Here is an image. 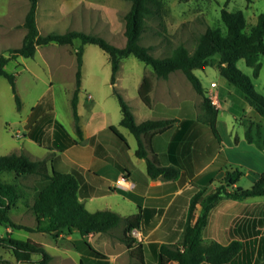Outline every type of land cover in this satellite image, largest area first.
<instances>
[{
	"label": "crops",
	"instance_id": "1",
	"mask_svg": "<svg viewBox=\"0 0 264 264\" xmlns=\"http://www.w3.org/2000/svg\"><path fill=\"white\" fill-rule=\"evenodd\" d=\"M41 1L39 0L36 15L38 28V10ZM47 1L49 5H53L60 0ZM59 5H63V3ZM80 5L76 4L69 9L64 6L56 13L53 10H47L45 13L46 23L49 25L50 23L67 21L73 19L74 16L79 20L100 22L104 19L106 21L105 13L99 14L94 11L89 13L87 9H80ZM107 22H112L111 16L107 18ZM39 31L43 34L40 28ZM123 45L122 43L118 44L120 47ZM48 46H39L34 56H41L46 64H48V59L45 50H48L46 48ZM65 54L70 55L71 52L67 50ZM72 64L73 68L76 67L77 73L76 58ZM60 67L61 65L58 66V68ZM25 70L31 72L30 68H25ZM35 76L38 78V75ZM55 76V73L51 74V81H54ZM159 80H162L164 85L169 87L163 88V91L167 92L170 100L167 102L161 100L157 106H154L152 99V107L147 106L151 110L150 114L141 115L140 120L135 113L134 116L137 123H142L148 119L175 120L170 130L151 137L149 155L151 158H156L162 166L177 167L180 170V175L176 178L159 177L152 179L148 175L147 161L136 155L138 149L136 137L129 129L121 125V120L117 126L114 120H109L107 113L97 112L95 107H100V103L95 100L92 94L87 96L86 101H82L80 98L81 90L79 93L78 114L80 117L79 125L83 132L82 138L77 135L74 118L72 123L69 122L66 125L59 120L58 113L54 109L37 117L35 110L38 105L35 104L30 112L27 111L23 114L24 116L21 115L23 117L19 123L25 130V139L36 143L43 150V154L39 157L35 156L27 144L16 147L14 153L26 154L32 160H46L49 166L54 164L60 170L79 175L81 178L79 199L89 212L110 210L120 214L123 218L139 213H142L143 216L140 228H138L142 238L137 240L138 242L132 247H127L122 240L125 221H122L118 227L109 233H95L86 237H83L76 229L66 230L55 238L57 239L56 246L59 254L52 256L51 261L58 257V264H130L131 262L159 264L161 245L174 244L183 238L193 222V215L197 210L199 199L220 185L217 168L215 169L219 155L223 156L227 167L230 163L248 165L250 171L256 174L253 178L254 183L264 172V168L263 170L261 168L264 167V151L255 144H249L246 141L244 126V132L241 131L240 134L235 130L234 125L233 128L230 127L226 118L221 121L219 114L216 126L221 136V142L218 146L213 140L210 143L208 141L209 131L205 129L199 119L196 101L182 100L170 88L181 80L177 81L171 77ZM83 86L82 82L81 89ZM214 88L207 90L213 91L217 97V91ZM156 90L153 82L152 93ZM87 106L90 108L86 109ZM22 109H24L23 106L20 111ZM56 121L63 125L72 139L78 141L77 144L64 147L58 145L62 149L54 145V123ZM110 126L118 128L127 139L129 148H125L122 143H119L112 133L106 132ZM57 132L60 137L66 139L61 130ZM131 138L134 140L133 142ZM226 142L228 143L227 147H223L222 143ZM245 156H247L246 161ZM120 175H123V180H119ZM24 178L15 179V182L25 186L20 182ZM47 184L48 181H42L39 178L30 185L33 190L32 199L34 194L45 188ZM237 187L239 185L235 184V188ZM130 194L138 198L141 206ZM29 196L30 194H27L25 200L17 202L14 206L24 205L25 208L31 206L34 223L33 225L23 223V225L35 227L36 218L32 208L34 200L30 203L28 201ZM247 200L223 199L213 208L209 214L204 240L217 241L225 245L233 240H239L244 242L245 249L248 246H253L257 238L261 236L256 234V230L260 228V218L264 217V208L258 207L264 206V202L255 203ZM155 222H157L156 226L153 227ZM75 232L81 235V239L74 237ZM71 248L75 250L77 257L70 253L69 249ZM170 264L174 263L171 262Z\"/></svg>",
	"mask_w": 264,
	"mask_h": 264
},
{
	"label": "trees",
	"instance_id": "2",
	"mask_svg": "<svg viewBox=\"0 0 264 264\" xmlns=\"http://www.w3.org/2000/svg\"><path fill=\"white\" fill-rule=\"evenodd\" d=\"M29 1L30 7L24 22L27 32L22 45L18 48H10L9 56H0V76L10 81L19 111L22 108V101L17 91L15 75L8 73L5 69L7 63L18 57L33 58L39 46L51 43L73 45L76 39H80L82 46L76 52V87L72 97L73 117L79 138L83 137L79 125L78 101L82 85L83 46L86 44L97 45L109 55L112 85L116 84L122 60L129 56H135L146 65L151 66L159 78L167 79L173 72L182 71L195 91L203 98L202 112L199 115L200 121L206 130L213 133L218 142H221V136L216 126L219 110L213 104L208 90L196 75L195 70H204L215 65L224 78L241 90L256 114L264 119V97L256 91L251 78L237 67L238 61L244 60L247 66L253 68L256 77L260 74V57L264 56V13L258 16L256 24L249 26L242 11L231 12L223 9L220 19L221 26L210 27L201 34L196 40L193 52H190L185 46H178L173 50L171 56L157 59L150 53V48L143 46L140 41L146 30L148 18L162 17L163 0H132V6L125 16L126 42L122 47L112 44L104 37L80 31H70L65 34L52 32L43 35L39 31L36 20L39 0ZM152 90V78L144 76L138 93L143 103L149 108L152 107ZM115 93L123 113L121 125L129 129L136 137L138 141L136 155L147 161L148 175L152 179L178 177L180 170L177 167L162 166L156 158H151L149 155L151 137L170 130L175 120L148 119L137 123L125 98L118 91ZM241 125L245 127L246 141L249 144H255L264 151V124L261 121L257 122L245 117L242 118ZM58 130L64 133L66 139L60 137ZM106 132L112 133L119 143H122L125 148H129L127 139L116 126H110ZM54 135V145L57 147L58 145L64 147L78 143L57 121L54 123ZM58 148L62 149V147ZM6 172L14 173L16 180L34 175L42 181H48V184L33 196L32 208L36 226L29 227L14 222L9 215L12 206L20 200L26 199L23 187L16 182L11 183L0 179V223L7 224L14 230L47 233L57 238L62 232L73 229L78 230L83 237L95 233H109L122 221H125L122 240L127 247H132L138 242L131 232L135 228H140L142 213L123 218L120 214L110 210L89 212L79 199L81 183L79 175L60 170L54 164L49 166L46 160H32L26 154L16 153L0 156V175ZM242 175L243 172L240 169L227 171L223 183L199 199L197 210L193 215V222L183 238L174 244L161 245L159 264H170L171 262L174 264H202L205 262L208 264H236L235 260L245 251L244 242L233 240L225 245L217 241H205L204 232L210 212L223 199L244 201L254 197H264V172L252 187L248 189L237 187L230 190L229 185L238 184ZM130 196L138 201L137 197L131 194ZM138 202L141 206L140 201ZM156 223L152 226L155 227ZM0 247L11 250L20 263L50 264L52 259L43 244L32 239H16L11 234L0 237ZM35 255L40 258L34 259ZM249 263L250 261L246 260L244 264ZM130 264L140 263L131 262Z\"/></svg>",
	"mask_w": 264,
	"mask_h": 264
},
{
	"label": "rangeland",
	"instance_id": "3",
	"mask_svg": "<svg viewBox=\"0 0 264 264\" xmlns=\"http://www.w3.org/2000/svg\"><path fill=\"white\" fill-rule=\"evenodd\" d=\"M81 1L60 0L53 3V5H49L47 0H42L38 10V21L43 35L52 32L65 34L70 31H80L104 37L117 46L119 43L125 44V16L132 6V0ZM60 3H63V5H59ZM163 3L162 17L152 16L148 18L146 30L140 41L143 46L150 48V53L157 59L171 56L173 50L178 46H185L190 52H193L196 47V40L201 34L205 33L210 27L221 26L220 19L223 9L231 12L242 11L249 26L256 24L258 16L264 13V0H163ZM76 4H81L80 9H87L89 13H93V11L99 14L105 13L106 21L104 19L100 22L79 20L74 16L73 19L67 21L50 23L49 25L46 23L45 13L47 10H53L56 13L64 6L69 9ZM29 7V0H0V56H9L8 51L10 48H18L22 45L27 32L24 22ZM110 16L112 22L108 23L107 18ZM80 46H82L80 39H76L73 45L49 44L46 47L48 50H45L48 64L42 60L41 56L34 58L18 57L7 63L5 69L16 77V87L24 109L22 111L18 110L10 81L0 76V156L14 153L16 147L23 144H27L35 156L39 157L43 154V150L36 143L25 139V130L19 123L24 116L23 114L27 111L30 112L35 104L38 105L35 110L37 117L54 109L57 111L58 118L62 123L68 125L69 122H73L71 97L76 86V67L73 68L72 63ZM83 48L82 82L84 86L81 89L80 98L82 101H86L87 96L92 94L95 100L100 103V107H95L97 112L107 113L109 120H114L117 126L123 118V113L115 91H118L125 98L139 120L141 115L151 113V110L142 103L138 96V88L144 76L151 77L154 87L157 89L151 95L154 106H157L161 100L166 102L170 100L167 92L163 91V88L168 86H165L164 82L159 80L162 78L156 76L151 66L146 65L135 56H129L122 60L116 84L112 85V68L109 55L94 44H86ZM66 49L71 52L70 55L65 54ZM260 64L261 70L257 77L254 75L253 68L247 66L244 60L238 61L237 67L251 78L256 91L264 97V56L260 57ZM59 65L62 68H58ZM25 68H30L31 72L25 70ZM52 73L56 74L54 81L50 79ZM195 73L206 89H211L213 82L217 84L214 88L217 91V97L213 91L209 92L208 90V92L211 99L218 98L219 100V105L215 106L219 110L221 121L226 118L230 127L233 128L234 125L235 130L240 134L241 131L244 132V127L241 125L242 118L246 117L257 122L261 121L264 124V119L260 118L251 108L241 90L224 78L215 65L204 70H195ZM35 75H38V78ZM169 77L177 81L181 80L170 86V88L182 100L196 101L200 115L203 98L195 91L185 74L182 71H176L170 74ZM89 106L85 108L89 109ZM18 132L20 133L19 136L16 135ZM126 133L128 134V131ZM208 136L210 143L213 140L215 145H219L220 142L210 130ZM131 141L134 140L131 138ZM226 144L228 143L226 142ZM244 158L246 161L247 156ZM216 165L215 169L217 168L220 183H223L227 171L240 169L243 175L238 182L239 188L248 189L254 184L253 178L256 174L250 171L248 165L230 163L227 167L220 155ZM261 168L263 170L264 167ZM0 179L11 183L16 181L14 174L10 172L1 174ZM37 179H39L38 176L31 175L20 180L21 183L25 184V186L22 185L25 196L30 194L28 197L30 203L33 201L31 197L33 190L30 185ZM229 189H235V185H229ZM247 201L263 203L264 197H254ZM260 207L264 208V206L258 208ZM9 215L16 223H26L27 225H33L34 223L31 206L26 208L24 205L14 206ZM260 221V228L256 230V234L261 235L260 238H257L253 246H248L245 249L243 254L235 260L236 264H244L246 260L250 261L249 264H264V217H261ZM27 232L25 230H14L9 225L0 223V237L11 234L16 239L26 240L30 238L42 243L51 256L59 254L56 246L57 239L47 233L29 234ZM74 237L81 239L78 232L74 233ZM69 251L73 256H76L77 253L73 248ZM39 258L38 255L34 256V259ZM0 264L28 263L18 262L11 250L0 247ZM50 264H58V257L54 258Z\"/></svg>",
	"mask_w": 264,
	"mask_h": 264
},
{
	"label": "built area",
	"instance_id": "4",
	"mask_svg": "<svg viewBox=\"0 0 264 264\" xmlns=\"http://www.w3.org/2000/svg\"><path fill=\"white\" fill-rule=\"evenodd\" d=\"M216 85H217V84H216L215 82H213V83L211 84V87L214 88V87H216ZM90 98H91V96H90ZM212 102H213V104L216 105V106L219 105V100H218V98H216V99H212ZM16 135L19 136V133H17ZM226 145H227L226 143H223V147H226ZM123 179H124L123 175H120V176H119V180H123ZM131 235H132L135 239H137V240H141V238H142L141 231H140L138 228L133 229L132 232H131Z\"/></svg>",
	"mask_w": 264,
	"mask_h": 264
}]
</instances>
